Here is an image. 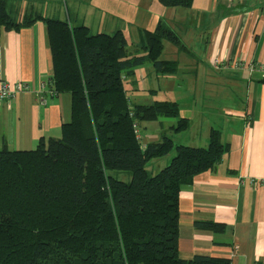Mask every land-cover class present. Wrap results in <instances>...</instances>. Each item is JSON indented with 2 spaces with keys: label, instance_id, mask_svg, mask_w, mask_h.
I'll return each instance as SVG.
<instances>
[{
  "label": "trees",
  "instance_id": "1",
  "mask_svg": "<svg viewBox=\"0 0 264 264\" xmlns=\"http://www.w3.org/2000/svg\"><path fill=\"white\" fill-rule=\"evenodd\" d=\"M156 1L167 9L193 4ZM10 2L0 0V29L45 25L50 90L71 97V116L58 139L29 151L0 149V264H230L206 255L183 260L178 251L180 190L221 162L227 152L221 133L210 129L206 148L174 145L168 136L142 143L135 125L175 119L169 129L181 133L189 122L176 102L132 104L124 88L146 63L157 76L176 74L178 62L161 55L163 42L186 51L177 35L160 22L139 33L145 54L129 57L121 31L92 35L84 25L36 12L15 21ZM173 151L166 167L147 172L148 162ZM109 172H128L130 181ZM194 227L224 231L214 222Z\"/></svg>",
  "mask_w": 264,
  "mask_h": 264
},
{
  "label": "crops",
  "instance_id": "2",
  "mask_svg": "<svg viewBox=\"0 0 264 264\" xmlns=\"http://www.w3.org/2000/svg\"><path fill=\"white\" fill-rule=\"evenodd\" d=\"M145 5L157 12L164 11L149 1ZM187 10L194 14V19L199 18V26H208L209 19L212 24L201 45V58L196 60L185 51L197 66L184 94L185 101L181 97L154 100L159 89H151L147 90L153 99L151 103L176 102L180 117L189 122L186 131L191 129L193 117L198 115L195 96L200 91L192 83L202 75L198 74L199 62L212 67V76L203 73L208 79L228 82L236 88L244 85L245 92L231 106L222 108L220 120L214 118L204 128L199 122L198 130L188 138L192 143L184 144L206 148L210 129H216L227 152L212 171L197 175L191 185L180 190L179 257L188 260L206 255L228 259L230 264H264V184L251 183L264 182V73L259 69L264 65V0H193ZM171 13L172 17L176 14ZM67 20L72 23L70 15ZM216 61L218 68L214 66ZM249 65L255 69L250 71ZM153 74L157 80L154 71ZM51 77L49 41L42 22L18 31L0 29V83L22 82L29 87V92L18 94L14 100L0 102V149L29 151L41 140L60 137L62 125L70 121L71 97L50 95ZM161 77L169 82L173 76ZM43 83L45 90L40 94ZM168 90L174 98V86ZM41 97L45 105L41 104ZM152 123L163 128L160 122ZM156 141L157 137L149 142ZM173 155L157 161L166 166ZM194 222L221 224L224 231L196 229Z\"/></svg>",
  "mask_w": 264,
  "mask_h": 264
},
{
  "label": "rangeland",
  "instance_id": "3",
  "mask_svg": "<svg viewBox=\"0 0 264 264\" xmlns=\"http://www.w3.org/2000/svg\"><path fill=\"white\" fill-rule=\"evenodd\" d=\"M148 1L164 11L157 12V10L146 8L145 4ZM9 12L15 21H19L23 16L33 12L65 21H67V15H70L73 26L84 25L90 29L92 35H112L116 31H121L126 39V53L129 57L145 54L142 50L139 33L143 30L153 31L159 21L175 33L186 50L194 55L196 60H199L201 58V45L205 43L207 33H209L207 30L212 24V20L209 19L208 26L204 24V27H201L198 24L199 18L194 19L192 17L194 14H190L187 9L163 8L156 0H11ZM171 12H176L174 17H172ZM151 18L155 23L154 27L151 25L153 23ZM163 47L161 60H176L179 64L178 72L172 75L171 81L166 82L165 77L158 76L157 80L153 78V69L149 63L138 67L135 70V76L127 78L124 83L126 94L132 104H149L153 99H164V97L167 100L181 97V101H185L184 94H186L189 81L193 80L194 70L197 67L195 61L192 62L185 51H178L168 42H163ZM203 64L201 62L198 64L200 68L198 74L202 75H198L195 84L192 83V85H196L200 93L195 96V110L198 115L193 117L191 129L174 133L170 131L169 127L174 125L176 120L169 118L157 121V123H162L163 128L152 122H142L138 124L142 143L149 142L156 137L160 140L162 136H168L173 140L174 145L190 144L192 142L188 138L191 132L198 130L201 124L204 128L208 123L213 122L214 118L220 120L222 108L231 106L233 102L237 101L235 98L240 97L245 92L244 85H241V88H236L228 82H220L213 78L208 79L203 73L206 76L209 74L212 76L213 69L210 65ZM214 66L219 67L217 61ZM172 85L176 90V93L173 94L174 98L168 90L169 86ZM151 89H159L156 98L152 99L148 95L147 90ZM133 97L137 98L134 99ZM172 153L174 154V151ZM160 162L162 161L152 160L148 162L146 164L147 172L154 175L168 165L161 166ZM109 174L124 183L130 181L128 172H109Z\"/></svg>",
  "mask_w": 264,
  "mask_h": 264
},
{
  "label": "built area",
  "instance_id": "4",
  "mask_svg": "<svg viewBox=\"0 0 264 264\" xmlns=\"http://www.w3.org/2000/svg\"><path fill=\"white\" fill-rule=\"evenodd\" d=\"M220 66V65H219ZM250 71H253L255 69V67L253 65H249L247 67ZM263 73H264V65L261 66L259 68ZM45 90V84H41L40 86V94L43 93ZM24 92H29V87L27 86V84L25 83H22V82H17L13 85H9L8 83L6 82H1L0 83V102H8V101H11V100H14L15 97L18 95V94H21V93H24ZM49 94L50 95H54L51 90L49 91ZM40 102L42 105H45L46 101L43 97H41L40 99ZM135 128V132H136V136L137 138H139L141 141V136H140V133L136 127V125L134 126ZM251 183L253 184H264V182H261V181H252Z\"/></svg>",
  "mask_w": 264,
  "mask_h": 264
}]
</instances>
